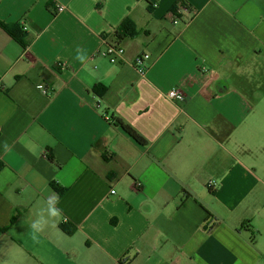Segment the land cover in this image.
<instances>
[{
    "label": "crops",
    "instance_id": "0c3cea01",
    "mask_svg": "<svg viewBox=\"0 0 264 264\" xmlns=\"http://www.w3.org/2000/svg\"><path fill=\"white\" fill-rule=\"evenodd\" d=\"M0 21L28 41L0 27V264H264V0H0ZM52 183L65 219L36 244Z\"/></svg>",
    "mask_w": 264,
    "mask_h": 264
},
{
    "label": "trees",
    "instance_id": "16d2710c",
    "mask_svg": "<svg viewBox=\"0 0 264 264\" xmlns=\"http://www.w3.org/2000/svg\"><path fill=\"white\" fill-rule=\"evenodd\" d=\"M178 8H175L172 13L176 14ZM177 16V15H176ZM0 27L3 28L15 41H17L23 47L28 45L27 34L25 32L22 24H5L0 21ZM140 34L139 30L136 27V24L130 19L126 18L118 28L113 32V34L108 37V42L111 46H119L123 41L127 39H134ZM102 95V93H99ZM114 124L118 127H121L131 138H133L138 144L142 146H147L148 141L131 125L125 123L123 120L117 118L114 119ZM54 189L57 190L59 196L62 195L65 191L64 188H60L57 184L52 183ZM210 218L207 221L206 229L208 232H211L217 225L218 220L215 217L209 216ZM62 229L69 235L73 234L74 230L69 229L67 225L62 224Z\"/></svg>",
    "mask_w": 264,
    "mask_h": 264
},
{
    "label": "clouds",
    "instance_id": "9594fccd",
    "mask_svg": "<svg viewBox=\"0 0 264 264\" xmlns=\"http://www.w3.org/2000/svg\"><path fill=\"white\" fill-rule=\"evenodd\" d=\"M75 59L81 64H86L89 59L86 50L77 47ZM4 148L6 151L8 150L9 145L7 142L4 143ZM59 203V195L57 193H52L46 200V209L40 213L37 219L31 222V238L34 243L40 244L42 242L40 235L49 225L50 221L65 219L63 209L58 207Z\"/></svg>",
    "mask_w": 264,
    "mask_h": 264
},
{
    "label": "built area",
    "instance_id": "2783aa9c",
    "mask_svg": "<svg viewBox=\"0 0 264 264\" xmlns=\"http://www.w3.org/2000/svg\"><path fill=\"white\" fill-rule=\"evenodd\" d=\"M63 7L59 6L58 10L59 11H63ZM185 11V8L183 7H179L177 10L176 14L171 13V17L173 18V23L174 24H178L180 22V19L178 17V14ZM177 15V16H176ZM105 51H104V56L106 58H108V60L112 63V64H117V63H122L125 61V48L122 45L119 46H111L108 42V40H105ZM150 60V55L149 54H143L141 56H139L136 60H135V69L137 70V72L142 76L145 77L148 71L147 65L146 63ZM39 88H42V86H40ZM167 98L183 105L185 99L183 98V96H181L179 94V92L177 90H171L168 94H167ZM215 183H209L208 187L209 188H213L215 187ZM112 194H115V191L112 190L111 191Z\"/></svg>",
    "mask_w": 264,
    "mask_h": 264
},
{
    "label": "rangeland",
    "instance_id": "374dc122",
    "mask_svg": "<svg viewBox=\"0 0 264 264\" xmlns=\"http://www.w3.org/2000/svg\"><path fill=\"white\" fill-rule=\"evenodd\" d=\"M253 159L258 160L259 163L264 165V154H255V157L253 155Z\"/></svg>",
    "mask_w": 264,
    "mask_h": 264
}]
</instances>
